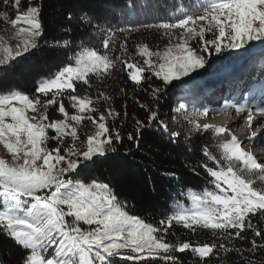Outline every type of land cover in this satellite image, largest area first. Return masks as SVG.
I'll list each match as a JSON object with an SVG mask.
<instances>
[{
	"label": "snow or ice",
	"instance_id": "1",
	"mask_svg": "<svg viewBox=\"0 0 264 264\" xmlns=\"http://www.w3.org/2000/svg\"><path fill=\"white\" fill-rule=\"evenodd\" d=\"M42 7L43 0H0V21L11 29L9 37L0 36V67L39 49L42 41L49 43L44 40ZM126 7H134L131 0H126ZM174 8L169 20L139 27L100 24L83 12L80 26L98 29L102 47L53 39L49 47L71 53L62 66L39 80L32 96L0 95V147L8 157L0 156V236L23 252L21 264H184L178 254L189 255L193 264H264V162L245 151L228 127L195 120L232 108L237 114L247 113L252 128L256 115L264 116V87L259 95L251 91L242 102L226 101L220 107L202 106L189 113L180 105L191 130L212 133L218 154L207 146L202 149L207 162L192 171L201 168L210 187L182 193L188 205L175 202L174 211L158 226L130 214L127 200L89 175L99 158L118 151L123 136L108 121L121 114L108 107L105 115L94 106L109 102L110 95L98 91L94 100L87 90L77 94L78 87L91 89L99 82V89L118 72L137 87L153 78L167 87L174 81L185 83L183 78L203 69L213 53L254 51L258 42L264 54V0H198ZM67 19H73L71 12ZM141 28L166 38L163 49L138 42L132 55L127 41ZM161 91V86L151 87L157 102ZM140 107L146 118L135 120V135L127 136L137 148L145 130L168 129L158 103L155 108ZM50 109L62 118L50 119ZM85 121L93 130L81 139ZM51 141L55 147H49ZM247 142L264 143V132H252ZM176 226L188 235L208 232L211 240L180 239L171 231ZM170 235L177 236L175 241L168 239Z\"/></svg>",
	"mask_w": 264,
	"mask_h": 264
},
{
	"label": "trees",
	"instance_id": "2",
	"mask_svg": "<svg viewBox=\"0 0 264 264\" xmlns=\"http://www.w3.org/2000/svg\"><path fill=\"white\" fill-rule=\"evenodd\" d=\"M131 2L134 7H126V0H43L41 19L44 40L49 43L42 41L39 49L18 58L7 68H0V93L8 94L18 91L32 96L37 82L62 66V62H65L71 53L66 54L49 47L53 39H70L76 44L83 42L86 46L101 48L103 34H98V29L80 26L78 17L83 12L98 18L97 22L100 24L107 22L120 27H139L142 24L169 20L175 12L174 6L192 5L198 3V0H131ZM69 12L73 15L71 21L67 19ZM64 28L70 29V32L66 34ZM206 38L211 39V34H207ZM138 42L147 43L155 50L157 47L162 49L167 41L166 38L162 39L160 34L141 28L139 32H132L128 38L129 52L132 55H135L134 44ZM227 52L236 53L238 50ZM246 54L242 52L241 56L231 57V61L227 64L236 62L238 58L244 60ZM210 63H214V58ZM97 83L99 82L94 83L91 89H87V86L78 87L77 94L84 95L87 90L95 100L98 91H102L112 97L107 103L98 101L97 105L99 110L103 111L112 107L121 114L115 121L109 119L108 123L110 126L114 124L121 132L123 141L117 144V152L99 158L89 175L98 182L108 183L121 200H127L130 214L138 216L146 223L158 226L161 220L174 211L175 202L180 201L188 205L189 202L182 193H186L188 189L202 191L210 187L203 170L197 167L194 172L192 168L201 162H207L202 152L205 146L213 154H218L216 142L211 132L201 134L190 130L186 133L191 136L190 138L175 136L173 135L175 130L167 124L166 131L157 126L145 130L139 140L140 146L137 148L133 141L127 139V136L129 133L135 135V120L146 118L147 113L140 105L145 104L155 108L158 103L160 118L166 122L167 112L170 109L166 96L175 84L163 87L162 82L153 78L151 82H144L142 86L137 87L127 79L125 73L119 72L100 84L99 89L96 86ZM216 83L217 80L204 78L192 84L187 90L203 91L214 87ZM156 86L162 87L158 102L151 96V87ZM121 89L124 91L122 92ZM65 104L67 107V100ZM177 107L179 113L186 116L185 110L181 109L180 105ZM69 111L74 110L69 108ZM49 112L50 119L62 118L53 109ZM55 146V141L49 143L50 148ZM209 164L211 166V162ZM166 172L173 175H164ZM197 172L200 174L198 175ZM256 186H260L259 182ZM171 231L183 240L193 242L211 240L208 232L188 235L187 230L179 226ZM177 236L170 235L168 239L175 241ZM22 255L23 252L10 240L0 236L2 264H21ZM178 255L184 260V264H193L189 255ZM121 264H136V262L121 261Z\"/></svg>",
	"mask_w": 264,
	"mask_h": 264
},
{
	"label": "rangeland",
	"instance_id": "3",
	"mask_svg": "<svg viewBox=\"0 0 264 264\" xmlns=\"http://www.w3.org/2000/svg\"><path fill=\"white\" fill-rule=\"evenodd\" d=\"M5 28H8V31H4ZM10 35H11V29L4 22L0 21V36H4L5 38H7ZM11 43L15 44V41L13 40V41H11ZM193 46L195 47L196 45H193ZM260 57L257 58L258 62L264 60V57L262 58V55ZM260 63H263V62H260ZM246 65H247V62L243 63L241 66H238V67L232 69L231 71H233V70L241 71L243 69L242 67H245ZM205 67L203 69H199L197 73H192L191 78H188V77L183 78V80L186 81L183 85L175 87V88H172L171 90H169L167 92V96L166 97H167L168 105L170 106V109L167 112L168 114H167V118H166V122L165 123L170 125V127L173 130H175V133H178L179 134L178 136H180V137H184V138L188 137V138H190L191 136L186 134V133H188L192 129V125H190L188 123V120H187L185 115H182L181 113H179V109L177 107L178 105H185V108L187 109V111L189 113L192 112L194 109L200 108V106L202 107V105L209 104V103H211V106L209 108L222 106L221 102L220 103L218 102V104H219L218 105L216 102H212V99H209L212 96H214L215 93H218V92H213V93H210V94H207V95L200 94V96H198V95H195V94H189V92L185 91L192 84L196 83V81H199V79L195 80V79H197V74L198 73H202L203 70H205ZM241 75H239V76H241ZM239 76H236L233 80L235 81L236 79L239 78ZM214 77H217V76L206 77V78L212 79ZM178 82L182 83L181 81H174L173 84H176ZM13 92H18V91H13ZM0 95H6V94L0 93ZM216 98H218V97H216ZM94 106L98 108L97 103L94 104ZM99 112H103V113H105V115H107L106 110H103V111L99 110ZM211 115H213V114H211ZM208 116H206V117L197 116V117H195V120H196L197 123H199L201 125L207 123V124L214 125V126H216V125L217 126H222V125H219V124H215V122H213L212 120H208V118H207ZM262 126L264 127V124ZM261 128H259V129H261ZM259 129H257V130H259ZM92 130H93V126L91 125V123L88 122V121H85L84 126H82L80 128L81 139L85 138V133L90 134ZM239 134H240V131H239ZM250 135L251 134H249V136ZM243 149L245 151H248L247 148H243ZM0 156H5V158H8L6 156V154H5L4 149L2 147H0ZM257 158L261 162H264L259 157H257ZM130 262L134 263L135 261H130Z\"/></svg>",
	"mask_w": 264,
	"mask_h": 264
},
{
	"label": "bare ground",
	"instance_id": "4",
	"mask_svg": "<svg viewBox=\"0 0 264 264\" xmlns=\"http://www.w3.org/2000/svg\"><path fill=\"white\" fill-rule=\"evenodd\" d=\"M263 57H264V55H262V58ZM260 62H263V63H260ZM258 63L260 64L258 66L261 67V69H264V60L259 61ZM242 68L243 69L241 71H238V70L231 71L230 70V71L224 73L223 76H221V77L222 78L229 77V79H231V81H234L233 79L236 76H239V75H241L247 71V69H246L247 65L245 67H242ZM245 79L246 78H244L243 80H245ZM237 80L238 79H236L234 83L237 86V88H241L242 84H241V82H236ZM249 80L252 81L254 79L249 78ZM258 82H263V81H258ZM225 90H228V89H225ZM236 95H238V98H239L240 94H237V92H236ZM216 97H218V94H216L210 98V99H212V102H215V100L217 99ZM203 106L210 107L211 103L205 104ZM228 111H229V113H228ZM211 114L207 117L208 120H212L213 122H215V124L222 125L223 127H228L232 133L237 134V132L240 131V134L239 135L237 134L238 135L237 137L239 140H241L243 142L242 147L248 149L247 152L251 153V149H253L254 146L261 144V143H249V142H247V138L249 137V134H251L252 132H255L257 129H259L261 127L262 128L257 130L256 132L257 133L264 132V127L262 126L264 124V116H262V117L256 116L253 127L249 128V126L247 124V113L237 114L234 109L229 108L228 110L222 112L221 114H217V115L216 114L211 115ZM258 147H261V146H258ZM257 157H259L261 160L264 161V154H262V156H257Z\"/></svg>",
	"mask_w": 264,
	"mask_h": 264
},
{
	"label": "water",
	"instance_id": "5",
	"mask_svg": "<svg viewBox=\"0 0 264 264\" xmlns=\"http://www.w3.org/2000/svg\"><path fill=\"white\" fill-rule=\"evenodd\" d=\"M259 43L257 42V44L255 45V50L254 51H245L244 49H240L238 50L239 52L236 53H231V52H227L228 50H226L222 55L219 54H214L210 60H208V63L206 64L205 70H203L202 73H198L197 74V78L199 76L203 78L208 77V76H212L215 75L216 73L222 72L224 70H227L228 68L232 67L233 65H235L237 62L239 63L240 61H242V59L238 58L236 60V62H232V64H227L228 61H231V57H235V55L237 56H241L242 52H246L247 54L244 56L247 58H250L251 56H253V54L257 53L258 51H260V47L258 46ZM234 54V56H233ZM214 58V63H210L211 59ZM245 60V59H244ZM199 77V78H201ZM184 83H176L173 86H178V85H183Z\"/></svg>",
	"mask_w": 264,
	"mask_h": 264
}]
</instances>
